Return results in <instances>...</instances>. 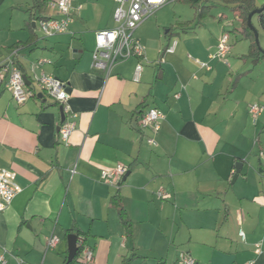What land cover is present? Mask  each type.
<instances>
[{
  "label": "crops",
  "instance_id": "0c3cea01",
  "mask_svg": "<svg viewBox=\"0 0 264 264\" xmlns=\"http://www.w3.org/2000/svg\"><path fill=\"white\" fill-rule=\"evenodd\" d=\"M220 1L234 13L232 32L243 34L236 0ZM71 2L69 32L43 38L32 0H0V65L17 50L13 58L34 93L18 105L0 73V169L13 171L21 188L0 212V256L8 264H67L74 230L95 252L92 263L81 255L74 264H179L182 254L198 264H264V110L255 120L250 114L251 105L264 106V59L246 57L251 44L246 53L235 48L224 60L211 58L229 33L225 15L216 26L208 22L211 9L197 24L193 5L217 1L169 0L193 8V19L171 16L168 4L159 9L135 33L146 59L121 62L107 77L92 67V54L96 32L116 26V2ZM41 15L59 16L53 5ZM38 73L67 84L77 114L67 143L59 137L61 106L35 86ZM150 108L165 115L157 134L140 127ZM118 164L129 170L122 184L102 182L101 171ZM118 193L130 236L111 204ZM53 235L60 242L48 250Z\"/></svg>",
  "mask_w": 264,
  "mask_h": 264
},
{
  "label": "built area",
  "instance_id": "2783aa9c",
  "mask_svg": "<svg viewBox=\"0 0 264 264\" xmlns=\"http://www.w3.org/2000/svg\"><path fill=\"white\" fill-rule=\"evenodd\" d=\"M72 0H54L53 5L58 10L57 18H50L39 23V30L43 34V38H53L57 35L69 32L70 26L74 21L72 14ZM116 9L114 12V21L116 26L113 29H107L96 32V47L92 54V67L102 71L107 77L112 73L113 68L124 61L132 58L145 60V47L135 35L137 29L149 18L154 16L156 12L166 6L169 0H115ZM177 41L166 49L167 53L175 51ZM231 37L229 34H223L218 42L215 54L211 55L213 59L224 60L231 51ZM17 53L14 50L12 56L5 63V68L0 73H6L7 89L12 92L14 101L18 104H24L33 96V91L26 85L24 75L13 57ZM47 63L46 60H40L37 64ZM202 68L209 70L206 63H200ZM143 63L139 62L136 66L134 81L139 82L143 71ZM33 68H36L34 66ZM38 87L63 107L64 112L69 115L70 119H65L59 129L60 140L67 143L71 134L76 130L77 123L75 119L77 114L71 111L68 104L70 95L66 90V83L56 79L45 73L35 75L33 78ZM264 106L255 103L250 106V114L254 120L262 113ZM165 119V115L157 108H150L140 118V127L142 129H150L157 134L161 129V123ZM149 144L156 145L154 139L148 140ZM128 167L118 164L114 168L103 169L101 171V180L109 186H119V183L128 173ZM75 170H73V173ZM21 188L16 182V174L8 169H0V212L4 211L20 193ZM158 196L164 198L161 192ZM241 237L245 238L243 231L240 232ZM60 238L53 235L47 242V249L52 250L59 244ZM78 248L83 247V261L92 263L95 258V252L92 248L84 245L82 239H78ZM256 253H261V246H256ZM17 264H24L23 259L16 258ZM0 264H8L5 254L0 256ZM179 264H198L194 258L188 254H182Z\"/></svg>",
  "mask_w": 264,
  "mask_h": 264
},
{
  "label": "trees",
  "instance_id": "16d2710c",
  "mask_svg": "<svg viewBox=\"0 0 264 264\" xmlns=\"http://www.w3.org/2000/svg\"><path fill=\"white\" fill-rule=\"evenodd\" d=\"M53 1L54 0H32V7L30 8V10L33 13V20L35 22L38 21L40 23L41 21H45V20L50 19L48 17L42 16L41 14H42V11L46 7H48ZM235 4H236L235 11L237 12L238 17L242 20V25H243L242 32L245 33V35L251 41L250 51L246 55V57L251 58L254 62H259L261 59H264V55L260 52V50H259V48L255 42L254 32L248 26L249 14L251 12H253L254 10L258 9L255 5V0H236ZM193 6L197 9V22H198L197 24H199L205 17H207V15L210 14V10L212 9V6H195V4ZM255 17L258 18V20H257L258 27L264 32V11L261 14L254 15L252 20ZM252 24H253V22H252ZM188 26H189V24H186V25H184L183 28H186V27L188 28ZM13 60L17 64V62L14 58H13ZM5 66H6L5 63L0 65V71H2L5 68ZM17 66L19 67V64H17ZM31 87H32V85L29 88H31ZM43 94H45V93H43ZM33 96H34V94H33ZM142 116H143V114H142ZM121 184H122V181L119 183V185H121ZM111 204L113 207H115L118 210L120 220H121L122 224L125 226V229L127 231L126 232L127 236H130L132 234V223H131L130 218L128 217V214H127L125 208L121 204V198H120L119 193L115 197H113ZM69 233L77 235L78 238H80L84 241V245L86 246L85 239L80 236L81 233L79 231L70 230ZM87 247H89V246H87ZM82 251H83V247L78 248V252H77L75 260L70 262V263L67 262V264L76 263L78 261V259L81 257ZM131 261H132L131 258L128 260H125L124 264H131Z\"/></svg>",
  "mask_w": 264,
  "mask_h": 264
},
{
  "label": "rangeland",
  "instance_id": "374dc122",
  "mask_svg": "<svg viewBox=\"0 0 264 264\" xmlns=\"http://www.w3.org/2000/svg\"><path fill=\"white\" fill-rule=\"evenodd\" d=\"M216 1H217V5L214 8H212L213 10L211 12V16L209 17L208 22H213V24H215L216 26H221L219 19L222 16V14H224L225 15L224 26H222V27L225 28V30H226L225 32H229L227 34H229V36L231 37V43H232L231 49L233 50L236 48V51H238L239 53H240V51H244V53H246L245 51L248 49L249 45L251 44L250 39H248V37L245 35V33L240 34L237 31L232 32L233 28L230 25V22L234 21V18H235L234 13H232L231 10L229 11L227 9V7L225 5H223L220 0H216ZM257 4L260 5L259 8H262L264 6V0H257ZM172 6H173V8H172ZM198 6H205V5H204V3L203 4L201 3ZM165 8H166L168 14H170L171 16L174 15V11H175L177 14L183 15L187 19H193L194 9L191 8L189 5H186L185 3L173 2L171 4H168V7H164V9ZM174 8H175V10H174ZM155 17L156 16H152L148 21H146V23L147 22L150 23L151 21H154ZM257 20H258V18L255 17L252 20V22H253V26L257 29L258 34H259L260 47L262 49H264V32L258 27ZM41 35L43 37L42 32H41ZM40 74L41 73H38V75H40ZM34 84H35V86L38 87V85H36V83H34Z\"/></svg>",
  "mask_w": 264,
  "mask_h": 264
},
{
  "label": "water",
  "instance_id": "95a60500",
  "mask_svg": "<svg viewBox=\"0 0 264 264\" xmlns=\"http://www.w3.org/2000/svg\"><path fill=\"white\" fill-rule=\"evenodd\" d=\"M263 11H264V6L262 8L256 9L253 12H251L249 14V17H248V26L254 32L255 42H256L260 52L264 55V49H262L260 47V44H259L258 31L256 30V28L252 24V18L254 17V15L261 14ZM23 77H24V80L26 82V85L28 87H30L31 86V82L29 81L28 77L26 75H24ZM39 97H43V94H40ZM60 113H61V123H63L65 121V119H66V114L64 112L63 107H60ZM243 167H244V165L242 163L238 164L236 175L234 176V180L233 181H235L238 178V176H239L240 172L242 171ZM128 173L126 175H128ZM124 179H126V178H124ZM78 239H79L78 236L74 235V234L68 235V237H67L68 247H69V254H68V258H67L68 263L74 261L75 258H76V255H77V252H78V245H77L78 244Z\"/></svg>",
  "mask_w": 264,
  "mask_h": 264
}]
</instances>
